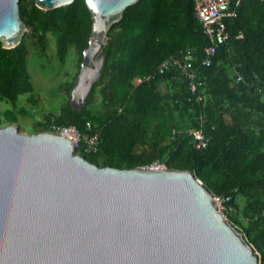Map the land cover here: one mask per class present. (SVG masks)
I'll list each match as a JSON object with an SVG mask.
<instances>
[{"label":"trees","instance_id":"obj_1","mask_svg":"<svg viewBox=\"0 0 264 264\" xmlns=\"http://www.w3.org/2000/svg\"><path fill=\"white\" fill-rule=\"evenodd\" d=\"M233 8L236 15L225 18L229 41L210 65H202L209 41L192 0H138L109 30L102 76L85 105L75 109L69 103L78 69L65 85L68 100L52 119L80 130L90 121L99 151L82 155L100 166L132 168L160 160L167 168L191 171L212 194L229 196V207L242 197L247 224L228 219L264 264V0H240ZM19 11L42 49L47 34L54 35L60 61L71 44L80 48V68L92 28L84 0L50 10L20 0ZM187 49L201 83L195 93L176 69L157 73L163 59ZM27 53L23 41L13 48L0 41V98L15 102L32 90ZM97 86L101 99L91 103ZM201 121L210 142L195 149L187 131Z\"/></svg>","mask_w":264,"mask_h":264},{"label":"water","instance_id":"obj_2","mask_svg":"<svg viewBox=\"0 0 264 264\" xmlns=\"http://www.w3.org/2000/svg\"><path fill=\"white\" fill-rule=\"evenodd\" d=\"M75 0H34L44 10ZM91 34L72 90L79 109L113 24L138 0H84ZM20 0H0V41L22 42ZM241 230L187 169L100 166L65 135L0 126V264H258Z\"/></svg>","mask_w":264,"mask_h":264},{"label":"rangeland","instance_id":"obj_3","mask_svg":"<svg viewBox=\"0 0 264 264\" xmlns=\"http://www.w3.org/2000/svg\"><path fill=\"white\" fill-rule=\"evenodd\" d=\"M29 5L31 0H24ZM27 48V68L30 74L32 90L22 94L15 102L0 98V126L16 125L21 132L31 133L48 128V119L58 115L61 107L68 100L66 84L70 82L79 69V50L71 44L67 55L60 61L56 54L55 37L47 34V44L42 49L27 28L22 39ZM95 87L92 102H99L101 97ZM147 151V147L140 148ZM100 162V158L97 157ZM237 207H231L229 215L236 217L242 223L247 220L242 214L245 201L236 198Z\"/></svg>","mask_w":264,"mask_h":264},{"label":"built area","instance_id":"obj_4","mask_svg":"<svg viewBox=\"0 0 264 264\" xmlns=\"http://www.w3.org/2000/svg\"><path fill=\"white\" fill-rule=\"evenodd\" d=\"M239 1L192 0L195 16L201 23L202 31L209 41L200 62L202 65H210L218 48L229 41L230 33L227 29L225 18L236 15L233 4L237 5ZM195 60L196 58L192 51L187 49L178 56L173 55L163 59L157 67V73L164 74L171 69H176L186 78L189 90L195 93L201 84L198 80ZM147 78H150V76H147ZM242 79L243 77L238 75L237 80ZM197 100H203V96L201 94L197 95ZM47 130L67 136L73 142L76 153L91 154L99 151V137L96 132L92 131L90 121H86L83 130H80L74 125L60 124L52 119ZM187 133L191 137V142L195 149H204L209 145L210 137L203 129L202 121L199 122L198 126L189 128ZM146 167L165 168L167 166L163 161L155 160L151 164L146 165ZM229 200V196L213 194L214 205L227 219L231 209L227 205ZM258 264H260V261Z\"/></svg>","mask_w":264,"mask_h":264}]
</instances>
